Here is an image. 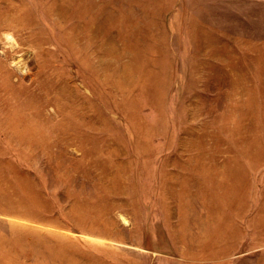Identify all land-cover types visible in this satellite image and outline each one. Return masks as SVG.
Returning <instances> with one entry per match:
<instances>
[{
  "label": "rangeland",
  "instance_id": "obj_1",
  "mask_svg": "<svg viewBox=\"0 0 264 264\" xmlns=\"http://www.w3.org/2000/svg\"><path fill=\"white\" fill-rule=\"evenodd\" d=\"M0 264H264V0H0Z\"/></svg>",
  "mask_w": 264,
  "mask_h": 264
}]
</instances>
